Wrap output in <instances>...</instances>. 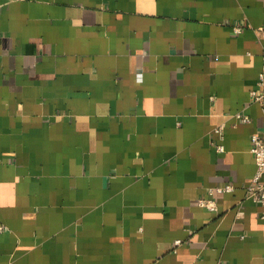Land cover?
I'll list each match as a JSON object with an SVG mask.
<instances>
[{"label": "crops", "instance_id": "obj_1", "mask_svg": "<svg viewBox=\"0 0 264 264\" xmlns=\"http://www.w3.org/2000/svg\"><path fill=\"white\" fill-rule=\"evenodd\" d=\"M258 28L264 0H0V264H264Z\"/></svg>", "mask_w": 264, "mask_h": 264}, {"label": "built area", "instance_id": "obj_2", "mask_svg": "<svg viewBox=\"0 0 264 264\" xmlns=\"http://www.w3.org/2000/svg\"><path fill=\"white\" fill-rule=\"evenodd\" d=\"M231 29L234 34H239L241 31L240 27L238 26H231ZM257 31L264 32V30H262L261 28H258ZM261 58L262 65L257 77V90H251L249 92V96L252 102L257 103L260 106L261 115L262 117H264V49H262ZM134 81L137 84L142 82V72L139 69L134 73ZM234 119L237 123L246 124L249 122L248 117L240 113L235 114ZM213 133L218 135V143L214 145V150L216 153H222L224 150L221 144V141L223 139L222 127H216L213 130ZM249 142V154L251 155V159L254 165V172L250 177L248 184L245 186L244 198L252 201L253 203L264 205V181H262V179H264V133H252L249 136ZM232 191L233 187L229 184L208 189L209 195H221L231 193ZM196 205L199 208L213 213L217 210L216 203L213 199L198 198L196 199ZM2 231L3 229L0 226V232ZM179 244L180 241L178 240L174 241L173 243L174 246H177Z\"/></svg>", "mask_w": 264, "mask_h": 264}]
</instances>
